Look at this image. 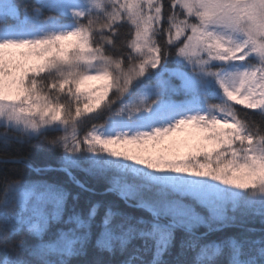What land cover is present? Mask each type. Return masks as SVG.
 <instances>
[{"label": "snow or ice", "instance_id": "1", "mask_svg": "<svg viewBox=\"0 0 264 264\" xmlns=\"http://www.w3.org/2000/svg\"><path fill=\"white\" fill-rule=\"evenodd\" d=\"M0 264H264V0H0Z\"/></svg>", "mask_w": 264, "mask_h": 264}, {"label": "trees", "instance_id": "2", "mask_svg": "<svg viewBox=\"0 0 264 264\" xmlns=\"http://www.w3.org/2000/svg\"><path fill=\"white\" fill-rule=\"evenodd\" d=\"M19 3L21 5H23L25 3H31V0H19ZM34 144H36L35 141H33V145ZM31 148H32V145H26V146H24V150L26 152H28V150L31 149ZM29 155H30V158H31V160H32V162L34 164H42L46 160L49 163H52L53 162L51 159L48 158L49 157V154L46 153V152H43V151L33 150V151H31L29 153ZM32 175L36 179L41 178V177L35 176V174H32ZM53 177L63 179V177L59 173H49V176L48 177H44V178H53ZM82 178L83 179H87L86 177H82ZM89 183H93L94 184V182H92V181H89ZM94 186L97 188L98 191L101 190V186L100 185H94ZM73 191L75 192V191H78V190L75 189L74 186H73ZM92 198L93 199H101L102 197H100V196H94ZM253 226L255 228H257V229H259V227H260V225L258 223L254 224ZM237 231H238V229H236L235 227H229V228H227L225 230V233L224 234H226V235H232V234H235ZM91 258H92V256L89 255L87 257H84L83 259H91Z\"/></svg>", "mask_w": 264, "mask_h": 264}]
</instances>
